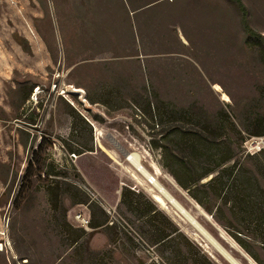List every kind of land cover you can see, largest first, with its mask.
I'll return each mask as SVG.
<instances>
[{
    "label": "rangeland",
    "instance_id": "rangeland-1",
    "mask_svg": "<svg viewBox=\"0 0 264 264\" xmlns=\"http://www.w3.org/2000/svg\"><path fill=\"white\" fill-rule=\"evenodd\" d=\"M143 6L137 42L129 34L83 35L85 26L99 33L112 24L132 28L129 10ZM90 55L98 58L80 59ZM71 86L84 93H71ZM154 97L168 105L163 113L231 138L236 160L256 172L264 158L246 155L243 144L259 137L252 132L264 119V0H0V264L156 262L157 248L141 235L143 220L121 202L124 187L149 198L214 264H231L220 250L240 264H264L261 227L238 223L215 200L209 214L162 167ZM71 109L91 121L93 152L66 150L62 140L80 149L90 139L82 129L71 137ZM42 136L46 164L42 171L34 166L32 189L15 203ZM131 154L197 225L152 198ZM52 179L82 189L109 224L93 228L100 211L73 203L67 192L54 210L45 190ZM79 213L90 220L88 230Z\"/></svg>",
    "mask_w": 264,
    "mask_h": 264
},
{
    "label": "trees",
    "instance_id": "trees-1",
    "mask_svg": "<svg viewBox=\"0 0 264 264\" xmlns=\"http://www.w3.org/2000/svg\"><path fill=\"white\" fill-rule=\"evenodd\" d=\"M88 99L91 104L103 102ZM154 100L159 120L157 126H162L159 133L161 137L154 146L160 150L162 167L188 193L191 199L209 214L213 215V209L208 205V202L218 201L220 205L217 210L227 208L235 221L261 227L264 234V188L257 177L259 173L264 175V161L257 163L256 173L255 170L247 168L236 160L235 143L231 138L219 137L207 128L195 129L190 119L177 117L173 111L163 113L162 106L168 105L158 101L156 97ZM70 116L72 118L71 137L76 134L77 130L82 129V131H87L90 139L85 144L79 145L80 149L73 147L69 141L62 140L66 150L74 156L93 152L95 147L93 144L90 145L93 141L90 122L76 109H71ZM31 125L33 124L28 126ZM256 126L257 128L252 134L264 136V119H258ZM231 127L235 128V125L232 123ZM45 145L46 138L42 136L39 145L33 151V159L28 163L15 203H18L23 195L32 189V179L36 174L33 172L34 166L39 171L43 170L42 168L46 164V158L42 157ZM256 156L264 158V152L256 154ZM50 175L56 176L57 173L51 171ZM65 186L67 188L63 189L64 185H61L57 179H52L45 187L54 210L61 207L64 192H67L66 194L71 196L73 203L94 207L91 212L100 211V220L91 222L93 228L109 224L108 214L93 203L82 189L68 183ZM70 190L76 193H68ZM121 202L137 218L143 220L144 226H142L141 235L149 241L150 247L157 248L156 257L160 264H214L201 247L190 239L168 215L159 211L143 193L124 187L121 191ZM217 220L220 219L217 218ZM85 233L86 231L82 230L78 238ZM233 237L258 262L245 245L239 241V238Z\"/></svg>",
    "mask_w": 264,
    "mask_h": 264
},
{
    "label": "crops",
    "instance_id": "crops-1",
    "mask_svg": "<svg viewBox=\"0 0 264 264\" xmlns=\"http://www.w3.org/2000/svg\"><path fill=\"white\" fill-rule=\"evenodd\" d=\"M130 9V7H129ZM148 9V6H143L141 9H135V10H129V14L134 17V23H132L133 27L130 28V25L127 24V26L124 28V27H121V26H118L116 24H112V25H108V27H104V28H101V32L99 33V29L97 27H91V26H85L83 28L84 32H83V35L87 38H94V37H97L98 35L100 36V34H102L103 36H107V37H118V36H124L125 34H129V36L131 37V42H137L139 38V32H138V26H137V19L139 16H143L145 15L146 13H144L146 10ZM86 24H89L86 23ZM115 25V26H114ZM82 35V30L81 28L79 27L78 31H77V37L80 39ZM98 58V56L96 55H90V56H83L81 57L80 59H96ZM90 123L91 121L89 119H87Z\"/></svg>",
    "mask_w": 264,
    "mask_h": 264
},
{
    "label": "bare ground",
    "instance_id": "bare-ground-1",
    "mask_svg": "<svg viewBox=\"0 0 264 264\" xmlns=\"http://www.w3.org/2000/svg\"><path fill=\"white\" fill-rule=\"evenodd\" d=\"M214 89L219 91L221 90L220 86L219 85H215L214 86ZM129 161L132 162V164H134L136 167H138V170L144 174L147 175L148 177V180L150 182V184L152 185V187L154 188V190H150V194L152 196V198L159 204H164V199L166 201H168L172 206H174L175 208H177V210L181 211L180 213H182L184 216H186L189 221L193 224H196L197 223L194 221V219L188 215V214H185L186 212L184 211V209L175 201V199L173 198L172 195H170L165 187H163V185L158 181L157 178H151L150 175H148V173H146V171L141 167V164L139 163V160L138 158L134 155V154H131L130 157L128 158ZM186 218V219H187ZM221 253L223 254V256L231 263V264H240L236 259H234L233 257H231L230 255H228L227 253L223 252L222 250H220Z\"/></svg>",
    "mask_w": 264,
    "mask_h": 264
},
{
    "label": "built area",
    "instance_id": "built-area-1",
    "mask_svg": "<svg viewBox=\"0 0 264 264\" xmlns=\"http://www.w3.org/2000/svg\"><path fill=\"white\" fill-rule=\"evenodd\" d=\"M243 148L246 155H256L264 152V136L250 137L245 139ZM75 218L84 229L88 230L90 228V220L87 217L83 216V214L79 213L76 215ZM156 263L160 264L159 259H156ZM145 264H152V263H145Z\"/></svg>",
    "mask_w": 264,
    "mask_h": 264
},
{
    "label": "water",
    "instance_id": "water-1",
    "mask_svg": "<svg viewBox=\"0 0 264 264\" xmlns=\"http://www.w3.org/2000/svg\"><path fill=\"white\" fill-rule=\"evenodd\" d=\"M71 93H74V94H83L84 91L82 89H79V88H75L73 86L70 87V90H69ZM127 155V154H126ZM176 201V200H175ZM186 212V211H185ZM195 221V220H194Z\"/></svg>",
    "mask_w": 264,
    "mask_h": 264
}]
</instances>
